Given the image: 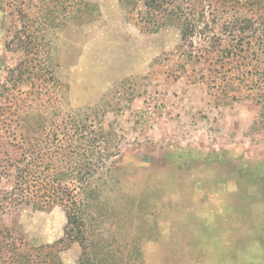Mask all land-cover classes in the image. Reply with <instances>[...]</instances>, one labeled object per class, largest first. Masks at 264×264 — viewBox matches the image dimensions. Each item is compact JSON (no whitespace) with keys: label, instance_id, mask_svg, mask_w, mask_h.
Segmentation results:
<instances>
[{"label":"rangeland","instance_id":"rangeland-1","mask_svg":"<svg viewBox=\"0 0 264 264\" xmlns=\"http://www.w3.org/2000/svg\"><path fill=\"white\" fill-rule=\"evenodd\" d=\"M66 2V23L31 28L36 47L25 49L20 21L55 1L0 0V157L20 156L6 136L25 115L45 135L74 133L46 139L49 151L106 153L58 159L64 173L79 160L95 170L78 175L90 183L78 230L61 204L0 209V223L24 235L31 264H264V114L250 99L216 104L190 58L219 35L198 33L204 23L232 14L203 6L236 4L264 22V0H166L158 12L146 0ZM176 4L198 24L186 39L175 22L159 24Z\"/></svg>","mask_w":264,"mask_h":264},{"label":"trees","instance_id":"trees-1","mask_svg":"<svg viewBox=\"0 0 264 264\" xmlns=\"http://www.w3.org/2000/svg\"><path fill=\"white\" fill-rule=\"evenodd\" d=\"M53 1H55L53 6L46 9L41 6L38 9L42 13L39 18H26L20 21L19 33L22 36L19 40L25 49L29 46L36 47L35 41L38 35L31 36L28 32L31 28L41 31L44 25L57 26L66 23L65 20H60L58 11L67 13L71 3H67L68 0ZM165 3L166 0H146V4L156 12L162 10ZM75 4L79 5L75 11L83 12L82 1ZM227 5L232 13L228 20L220 22L218 17L214 16L208 22H203L202 30L198 31L202 33L219 30L216 31L219 35L206 34L205 38H201L208 41L211 49L200 54L192 51L190 58L195 64L202 63V66L195 68L197 77L206 84L208 93L214 98L216 104L232 105L235 102L250 99L259 105L260 116H262L264 114V37L256 36L255 33L261 25H264V22H258L257 19L247 15L236 14L238 11L236 4L217 6V3H211L208 8L203 6L199 13H204L205 9L212 13L219 10L225 12L227 10L223 6ZM88 6L90 5L86 3L85 8ZM46 15L50 17L47 19ZM26 16V14L23 15L24 18ZM154 17L152 14V18ZM187 19L184 8L176 4L159 24L175 22L181 27L183 38L186 39V36L193 35L198 28L197 23ZM18 123L22 132L7 135L6 144L13 145L11 141L19 144L14 146L22 150L20 156L12 158L5 152V156L0 157V209H14L20 205L47 209L55 204H61L68 213V224H72L78 230L80 220L76 218V214L84 205L86 201L84 195H88L90 187V183L84 178L91 176L95 170L91 164L83 165L79 160L76 161L77 165L66 168L64 173L61 166L57 164L58 159L61 157L88 158L98 154L104 156L106 152H102L101 148L94 150L95 147H90L80 154L74 149H59L57 146L50 152L45 148L46 139L47 142L57 141L63 135L60 141L65 138L64 141L68 142L69 139H73L74 133L45 135L36 129L43 125V120L29 118L27 115L22 116ZM82 139L91 144L96 143V139L87 134L83 135ZM78 175L84 178H79ZM3 180L10 183V189L2 187ZM32 250V246L24 235L0 223V261L6 264H31L34 256Z\"/></svg>","mask_w":264,"mask_h":264},{"label":"built area","instance_id":"built-area-1","mask_svg":"<svg viewBox=\"0 0 264 264\" xmlns=\"http://www.w3.org/2000/svg\"><path fill=\"white\" fill-rule=\"evenodd\" d=\"M153 109H154V108H149V109L147 110V112L145 113V117H149V118H151V116H152V117L155 116V115H156V112H154Z\"/></svg>","mask_w":264,"mask_h":264},{"label":"crops","instance_id":"crops-1","mask_svg":"<svg viewBox=\"0 0 264 264\" xmlns=\"http://www.w3.org/2000/svg\"><path fill=\"white\" fill-rule=\"evenodd\" d=\"M137 106L139 107V106H141V104L138 102V103H137Z\"/></svg>","mask_w":264,"mask_h":264}]
</instances>
